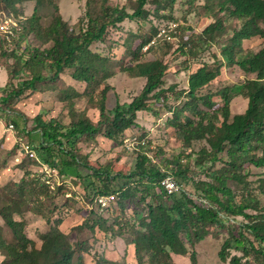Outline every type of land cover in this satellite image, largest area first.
<instances>
[{
    "label": "trees",
    "instance_id": "16d2710c",
    "mask_svg": "<svg viewBox=\"0 0 264 264\" xmlns=\"http://www.w3.org/2000/svg\"><path fill=\"white\" fill-rule=\"evenodd\" d=\"M26 1L35 3L31 17L25 21L21 17H7L17 24H10L13 30L10 39L0 31L1 53L14 60L12 67H5L8 84L3 101L8 103L27 91H59L60 99L70 107L74 96L86 95L91 102L98 101L97 122L72 109L74 117L69 125L63 126L56 119H50L41 126V148L51 155L55 152L54 157L59 158L61 167L86 168L100 181L115 172L116 177L121 176L128 182L122 192L125 197L130 196L129 182L132 180L141 201L147 197L150 199L145 214L142 217L133 215L136 219H133L130 230L127 229L130 238L126 242L135 248L138 264H174L173 254L188 257L189 264H198L197 252L190 251L189 247L203 241L212 228H227L229 219L238 217L243 220L230 227L229 237L218 254L221 264H226L229 258L230 264H264V46L259 51L244 47V42L253 38L264 42V0H198L204 18L212 22L196 34L195 39L187 38L188 49L191 53H198L217 44L220 53L213 63H201L189 73L183 91H176L173 86L163 87L166 66L162 60L155 58L142 62L136 56L150 43L157 30L143 39L132 52L135 63L121 68L120 72L143 78L145 84L130 103L121 104L117 100L111 113L106 105L110 90L107 81L115 72L109 67L110 59L92 51L91 45L103 42L108 29L125 20H146L149 16L158 17L160 11L170 12L176 0H136L132 14L106 4L98 14H92L91 4L87 3V23L84 26V21L80 20L76 28L63 20L59 0H0V23L1 13L10 9L15 12L17 6ZM196 1L188 0L187 5L191 7ZM146 6H153L154 10L149 12ZM45 18L49 20L47 26L42 24ZM234 22L237 25L233 26ZM30 35L43 48L22 50ZM224 35L228 37L222 41ZM162 44H165L164 48H170V42ZM159 45L150 44L143 51H154ZM180 52L183 54L182 49ZM231 66L253 77L217 90L215 94L223 101V105H219L214 99L216 95L205 90L220 76L224 67ZM66 72L86 84V93L81 94L69 86L61 90L57 88L56 83ZM16 73L23 75L18 84L13 82ZM231 93L247 100L243 113L231 115ZM182 95L185 97L181 105H168L170 99L178 104ZM152 101L170 112L171 117L166 122L176 130L186 147H191L194 142L206 144L197 152L195 160V167L201 168L207 178L196 183L201 202L190 198L184 191L190 181V166L183 165L181 159L175 160L172 166L183 190L169 195L160 184L168 173L151 164L145 153L137 154L132 171L124 174L122 168L114 165L102 167L91 161L76 147L82 135L93 137L100 133L118 141L136 124L138 112L155 113ZM13 152L14 149H10L8 153ZM27 158L34 157L27 155ZM52 160L48 158L46 163L51 166ZM218 163L221 166L216 168ZM25 164L23 161L18 165L24 172L19 182L0 187V191H4L3 197L0 196V217L4 222V226H0V255L3 257L0 264H75L76 247L80 249L82 244L71 242L69 235L60 228V219L52 220L53 210L48 214L38 211L46 199L54 198L56 191H51L46 182L34 179ZM250 166L263 169L255 180L249 179ZM24 206L50 224L49 231L40 235V247L27 236L25 222L16 219L24 214ZM95 223L105 232L126 240L121 227L107 226V221L99 216H96ZM4 227L10 230L11 240L2 235ZM231 249L240 252L241 256L229 257ZM76 264H84L82 253ZM96 264L117 263L101 256Z\"/></svg>",
    "mask_w": 264,
    "mask_h": 264
},
{
    "label": "rangeland",
    "instance_id": "374dc122",
    "mask_svg": "<svg viewBox=\"0 0 264 264\" xmlns=\"http://www.w3.org/2000/svg\"><path fill=\"white\" fill-rule=\"evenodd\" d=\"M135 1L59 0V11L63 20L76 28L80 20L84 21V26L87 23V3L91 4L92 14H98L103 4L125 9L128 14H132ZM187 3L188 0H176L170 12L160 11L158 16L160 18L149 16L146 20H125L122 24L109 28L103 42H94L91 45L92 51L110 59L109 67L115 72L114 76L107 81L110 86L106 102L108 112H113L117 100L121 104L130 103L142 90L145 79L128 76V73L120 72V70L135 63L132 55L133 50L143 39L152 36L158 28L169 24L176 25L175 39L170 42V48H164L165 44L160 41L157 43L160 45L154 51L142 50L136 56L142 62L155 58L162 60L166 66L163 77V87L165 88L173 86L176 91L185 90L191 71L201 63H213L217 57L219 58L220 45L217 44L198 53H191V50L188 49L187 38L195 39V35L212 21L204 18L203 11L200 9V1L197 0L192 5L193 7L191 6L192 8ZM34 6V1L23 2L17 6L15 12L10 9L1 13L2 20L4 22L8 16H11L16 19L21 17L22 21H25L33 14ZM146 9L152 12L154 7L146 6ZM168 16L171 19H168ZM162 17L165 18L162 19ZM42 24L47 26L48 18H45ZM235 25H237L236 22L233 23V26ZM227 37L228 35H224L221 40L225 41ZM125 43L128 44L127 47ZM263 46L264 42L258 38L244 42L245 48H251L254 51H259ZM21 48L24 50L25 48H43V46L33 35H30ZM180 49L183 50V54ZM1 50L0 46V187L13 181L19 182L22 179L24 172L18 165L26 161L25 167L29 169L32 177L38 181L46 182L51 191H54L53 189L56 191L54 198L46 199L45 205L38 208V211L48 214L53 210L52 220L60 219V228L69 235L71 242L82 244L81 248L79 246L82 251L76 247L75 264L81 253L84 264H96L98 257L101 256L117 264H138L136 257L129 259L127 251V255L123 256L124 243L117 238H121L127 243L126 241L130 238L128 230L132 227L133 219L145 214L146 205L150 199L147 197L141 201L140 194L134 190L135 183L131 182L132 180L129 182L130 196L125 197L122 192L126 189L127 180L121 176L116 177L115 172L110 178L104 177L103 181H100L93 177L92 172L86 168L61 167L59 158L54 157L55 152L54 155H51L52 153L41 148L42 140L39 132L41 126H44L50 119H56L63 126L69 125L74 117L71 113L72 109L77 113H84L92 121L97 122L99 120V110L96 108L98 101L91 102L86 95L83 97L74 96L73 106L70 107L60 99L59 91H27L21 96L10 99L8 103H4L3 96L8 84L5 67H12L14 60L4 57L5 54H2ZM249 77L253 76L245 75L236 66L224 67L220 76L205 91L210 90L215 94L222 87L244 82ZM22 78V74L16 73L13 82L18 84ZM56 85L59 90L66 86L73 87L81 94L86 90V84L72 78L69 72L62 74L61 80H58ZM215 95V101L219 105H223L221 97ZM184 97V95L181 96L178 104L170 99L168 102L171 104L168 105L171 107L181 105L184 102ZM150 103L155 113L152 111L138 112L136 124L127 129L118 141H112L100 133L93 137L82 135L76 142L77 149L82 155L89 157L91 161L97 162L102 167L114 165V167L122 168L124 174L132 171L137 154L145 153L151 164L159 170L167 172L177 182L179 178L173 173L172 164L175 160L181 159L183 165L190 166L188 172L190 181L185 185L184 191L190 198L201 202V193L198 191L196 183L207 180V178L200 170L201 168L195 167V160L197 152L206 144L194 142L191 147H186L177 136L176 130L166 122L171 117L170 112L164 110L160 103L154 101ZM246 107V99L237 94H230L231 115L243 113ZM10 149H14L13 154L8 153ZM27 155L34 158H27ZM48 158L53 159V165L50 166L46 163ZM220 166L221 163H218L216 168ZM262 171L263 169L257 170L250 166L249 179H257ZM106 190L110 194H117V200L111 203L107 209H101L94 204V200L98 195H105ZM3 195L4 191H0V196L3 197ZM23 210L22 217L17 216L16 219L25 222L27 236L36 242L37 247H40V235L49 231L50 224L40 215L29 211L26 206ZM133 215L136 217L134 218ZM96 216L107 221V226H118L124 229L123 234L126 240L123 237L112 235L111 232L105 233L95 223ZM242 220L241 217L231 218L226 223L227 228H212L209 235L195 247L191 248L188 245L190 251L197 252L198 264H221L218 254L223 242L229 237L228 231L231 229L230 227L239 225ZM0 226H4L1 217ZM2 235L8 240L12 239L11 232L7 227H4ZM184 241L187 244L185 237ZM229 253V257L241 256L240 252L233 249ZM172 257L174 264L190 263L188 257L175 254ZM2 258L0 255V261ZM229 260L230 258L226 264H230Z\"/></svg>",
    "mask_w": 264,
    "mask_h": 264
},
{
    "label": "built area",
    "instance_id": "2783aa9c",
    "mask_svg": "<svg viewBox=\"0 0 264 264\" xmlns=\"http://www.w3.org/2000/svg\"><path fill=\"white\" fill-rule=\"evenodd\" d=\"M10 24H13L15 26L17 25L15 21H12V19H9L8 21V18L4 22L3 20H1L0 23V31L6 34L7 39H10V36L13 35V30L10 28ZM176 28L177 27L175 24H169L167 26H163L162 28H158L156 34L152 37L150 43L147 46H145L143 50H145L150 44L155 45L160 41L161 42L173 41L175 39ZM160 184L169 195L177 194L181 191L180 185L170 175L163 178ZM116 200H117V194L115 195L111 193L105 195H98L94 200V204L101 209H107L110 206V204L116 202Z\"/></svg>",
    "mask_w": 264,
    "mask_h": 264
},
{
    "label": "crops",
    "instance_id": "0c3cea01",
    "mask_svg": "<svg viewBox=\"0 0 264 264\" xmlns=\"http://www.w3.org/2000/svg\"><path fill=\"white\" fill-rule=\"evenodd\" d=\"M105 233H107V232H105ZM117 239H120L124 243L123 256H126L127 254H129V259L135 258L136 257L135 248H133L132 244L125 243V241L122 240L121 238H117ZM126 251H127V254H126ZM179 256H181V255H179ZM183 257H186V256H183ZM136 261H137V259H136Z\"/></svg>",
    "mask_w": 264,
    "mask_h": 264
}]
</instances>
